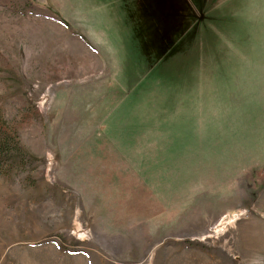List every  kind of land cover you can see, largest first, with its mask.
Returning a JSON list of instances; mask_svg holds the SVG:
<instances>
[{"label": "rangeland", "instance_id": "obj_1", "mask_svg": "<svg viewBox=\"0 0 264 264\" xmlns=\"http://www.w3.org/2000/svg\"><path fill=\"white\" fill-rule=\"evenodd\" d=\"M0 264H264V0H0Z\"/></svg>", "mask_w": 264, "mask_h": 264}]
</instances>
